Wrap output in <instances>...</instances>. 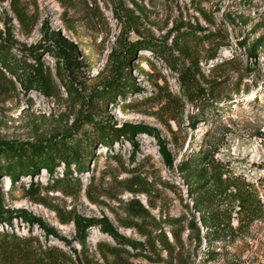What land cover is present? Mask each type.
I'll use <instances>...</instances> for the list:
<instances>
[{"label":"rangeland","instance_id":"1","mask_svg":"<svg viewBox=\"0 0 264 264\" xmlns=\"http://www.w3.org/2000/svg\"><path fill=\"white\" fill-rule=\"evenodd\" d=\"M22 1L37 18L36 27L27 37L21 34L13 20L8 2L0 3V15L12 18L16 40L27 46L38 44L41 25L48 31L60 32L77 45L78 68L72 77L77 90L87 94L95 88L100 89L107 78V56L119 35L108 0H95L96 6L90 0H78L81 6L69 11L72 16L69 27L74 33L66 26L62 9L55 0ZM134 1L144 7L145 27L156 38L165 36L179 24L218 33L225 38L227 45L217 52L214 60H207L206 45L200 51L199 68L203 78L197 84L195 99L192 102L183 98L174 71L150 52H138L131 68L137 92L117 97L96 120L116 126L143 125L152 128L154 133L135 135V147L125 141L114 142L110 148L94 146L87 169L80 174L73 173L81 184L79 193L65 195L44 189L60 177L62 165L56 166L51 175L40 171L31 178L19 177L15 183L2 176V205L38 219L44 228L51 229L77 248L72 243L73 224L67 222L73 215L105 218L120 235L141 241L136 231L126 228L122 222L126 219V204L134 199L156 220L160 216H184L194 220L199 228V239L195 233L189 238H186L188 232L183 233L191 264H264V216L236 233L224 232L205 241L202 238L205 231L191 209L177 170L183 163L213 157L234 175L253 184L264 208V63L259 50L254 56L246 53L252 41L264 36V0ZM91 14L97 19L91 20ZM173 35L169 36L167 44ZM245 36H248L246 47L238 46L237 41ZM134 39L132 34L128 36V40ZM41 58L53 71L51 59ZM0 86V91L1 88L4 91L0 92V140L34 142L65 132L73 134L82 124L81 120L76 121L80 106L71 103L65 92L61 91L59 97L50 100L34 91L10 89L9 84L1 82ZM166 96L174 97L175 102L172 105L164 101L156 103L159 97ZM85 130L87 127L83 126L78 135ZM160 144L172 159L171 169L162 161ZM111 156L118 157L119 162L115 163ZM127 171L139 174L151 194L124 192L121 182L131 176ZM31 185L39 189L38 197L25 193ZM232 224L235 226V221ZM2 230L18 237L36 238L44 246H60L45 229L26 223L20 217H12L9 226L0 225V232ZM85 241L93 250L96 242L108 240L97 229H91ZM134 263L147 264L141 259Z\"/></svg>","mask_w":264,"mask_h":264},{"label":"trees","instance_id":"2","mask_svg":"<svg viewBox=\"0 0 264 264\" xmlns=\"http://www.w3.org/2000/svg\"><path fill=\"white\" fill-rule=\"evenodd\" d=\"M55 1L62 9L66 26L74 33V29L69 27L72 23L69 11L75 10L80 5L79 1ZM90 1L96 6L95 0ZM128 1L127 4L125 0H108L112 17L119 27V35L107 56V78L101 83L100 89L95 88L83 94L77 90L72 78L78 68L75 60L79 55L77 45L64 38L60 32L48 31L45 25L39 28L41 39L38 44L27 46L17 41L12 32V18L25 37L33 32L37 18L22 0H0V3L8 2L12 14V18L0 15V82L9 84L10 89L18 87L25 92L34 91L50 100L59 97L61 91L65 92L71 103L80 106L76 121L81 120L82 123L73 134L65 132L34 142L0 140V177L7 176L15 183L19 177L27 175L31 178L40 171L51 175L56 166L62 165L60 177L44 189L65 195L79 193L81 184L73 177V173L80 174L87 169L94 146L110 148L114 142L125 141L135 147V135L153 134L152 128L143 125L116 126L96 120L100 119V113L106 110L109 103H114L117 97L124 98L127 94L137 92L131 68L138 52H150L151 56L174 71L178 75L183 98L193 102L198 90L197 84L203 78L199 68L200 51L206 45L204 52L208 54L207 60H214L217 52L226 47L225 38L218 33L205 32L185 24L176 25L165 36L156 38L145 27L144 7H140L134 0ZM88 10L91 12V9ZM90 17L91 20L97 19L95 14ZM130 34L136 39L128 40ZM171 34L174 35L167 44ZM247 41L248 36H245L237 41V45L245 48ZM258 50L264 63V36L252 41L246 53L254 56ZM42 56L51 59L53 71L43 64ZM137 71L141 70L137 68ZM2 89L0 92L3 93ZM159 98L157 104L164 101L172 105L175 102L172 96ZM83 126L87 130L78 135ZM158 149L163 163L171 169L170 155L162 144ZM110 159L119 162L116 156ZM177 170L181 174L191 209L197 214L202 231H205L202 237L205 241L224 232L236 233L264 216L263 205L253 184L234 175L226 165L213 157L191 164L183 163ZM127 173L131 174L130 178L121 182L124 192L132 195L151 194L148 184L139 174L133 171ZM25 193L38 197L39 189L31 185ZM2 204L3 194L0 190V225L9 226L12 217H20L26 223H34L45 229L60 246H44L36 238L18 237L2 230L0 264H135L137 259L147 264H191L183 233L188 232L186 238L195 233L199 239V228L193 219L160 216L156 220L137 200L131 199L126 204V219L122 222L126 228L135 230L142 238L141 241L120 235L105 218L91 219L73 215L67 222L73 224L72 243L77 245L74 248L69 241L56 236L51 229L44 228L38 219L23 211L5 209ZM232 221H235V226ZM91 229H97L108 240L96 242L93 250L88 248L85 241L87 231Z\"/></svg>","mask_w":264,"mask_h":264}]
</instances>
